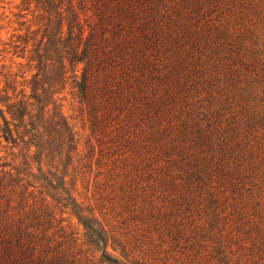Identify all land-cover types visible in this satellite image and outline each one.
<instances>
[{
	"label": "trees",
	"instance_id": "trees-1",
	"mask_svg": "<svg viewBox=\"0 0 264 264\" xmlns=\"http://www.w3.org/2000/svg\"><path fill=\"white\" fill-rule=\"evenodd\" d=\"M20 5L27 12L18 14L26 32L10 47L13 57L27 60L28 70L0 71V264L170 260L148 230L119 231L80 200L69 169L81 137L59 102L67 85L86 106L94 134H103L121 116L137 119L143 104L160 116L166 155L200 160L199 151L211 154L203 158L209 183L235 195L229 214L244 225L234 264H264V64L255 59L256 49L248 46L251 54L244 59L239 35L219 28L189 35L182 20L191 13L188 6L202 8L198 0H22ZM192 79L207 92L208 111L198 113L199 106L187 114L196 122L189 129L186 121L173 127L170 102L186 100ZM193 166L184 176L190 183L201 176ZM245 195L258 198L252 212ZM215 201L225 208L221 196ZM182 231L171 240L175 248ZM221 262L228 264L226 257ZM191 263L176 258L172 264Z\"/></svg>",
	"mask_w": 264,
	"mask_h": 264
},
{
	"label": "rangeland",
	"instance_id": "rangeland-1",
	"mask_svg": "<svg viewBox=\"0 0 264 264\" xmlns=\"http://www.w3.org/2000/svg\"><path fill=\"white\" fill-rule=\"evenodd\" d=\"M21 1L0 0V71L10 66L14 72L28 70L27 60L13 57L15 50L10 47L18 36L26 32V27L21 25L23 19L18 15H27L25 10L22 11ZM198 1L201 9L194 12V6H188L190 15L183 13L188 16L182 21L188 24L189 35L196 34L203 27L205 33L208 29L215 33L219 28L229 35L237 34L246 45L240 56L245 59L246 54L250 55L248 46H251L256 49L255 59L264 64V0ZM173 14L179 19V11L175 10ZM27 19H32L31 14ZM190 84L186 100L180 97L170 102L173 114L169 120H172L173 127H181L186 121L189 129L196 122L187 114L192 115L191 112L198 111L199 106L198 113L208 111L207 92L203 91L202 83L196 85L192 79ZM59 97L64 115L81 137L79 152L69 169L76 179L81 201L97 208L101 219L119 231L125 232L129 227L140 228L138 232L141 233L148 230L154 239H158L156 242L162 244V257L165 254L170 257L168 264L176 258L187 259L191 264H222L223 257L227 258L228 264L235 263L241 253L238 242L244 237L241 231L244 225L238 221L239 216L229 214L235 195H231L228 188H216L215 183H209L203 158L211 154L199 151L200 160L196 156L166 155V137L161 136L158 124L160 116L143 104L139 105L137 119L121 116L105 127L103 134H94L88 110L80 103L76 90L67 85ZM191 137L189 134L186 138ZM3 154L6 155L5 151ZM8 159L14 160L12 155ZM197 164L196 169L194 166ZM189 165H194L193 171H201V176L196 177L198 180L194 178L191 183L184 180ZM219 196L222 197L220 204L227 208L225 212H220L225 208H217L215 199ZM248 200L245 195L244 202H249L247 210L252 212L258 198ZM189 228L193 231L186 230ZM178 229L183 231L179 237L180 245L175 248L171 240ZM187 236L190 239L187 240ZM194 242L195 246L190 249ZM84 254L78 256L83 257ZM93 255L85 254L88 258H93ZM98 257L96 255L95 258ZM152 264L162 262L154 261Z\"/></svg>",
	"mask_w": 264,
	"mask_h": 264
}]
</instances>
